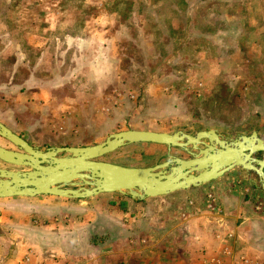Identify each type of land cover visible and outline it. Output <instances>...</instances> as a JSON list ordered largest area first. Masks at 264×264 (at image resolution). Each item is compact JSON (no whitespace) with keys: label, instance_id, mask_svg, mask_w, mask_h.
<instances>
[{"label":"rangeland","instance_id":"obj_1","mask_svg":"<svg viewBox=\"0 0 264 264\" xmlns=\"http://www.w3.org/2000/svg\"><path fill=\"white\" fill-rule=\"evenodd\" d=\"M121 1L0 0V124L39 151L91 146L125 130L264 137V28L260 20L244 24L252 8L262 10L261 0H217L229 14L208 20L206 29L159 5L151 24L158 30L140 18L138 5ZM0 147L18 152L1 137ZM169 156L189 158L177 148L135 143L98 160L151 167ZM0 169L21 170L1 161ZM207 186L196 188L191 206L186 199L188 207L165 206L176 194L137 201L104 193L71 206L54 196L37 198L41 204L2 198L0 264H11L14 253L13 264H91L89 254L107 249L123 252L112 264H138L135 254L146 249L151 255H140V264H167L157 258L164 247L146 240H163L182 211L211 208ZM105 221L110 229L101 234ZM221 254L224 264H248Z\"/></svg>","mask_w":264,"mask_h":264},{"label":"water","instance_id":"obj_2","mask_svg":"<svg viewBox=\"0 0 264 264\" xmlns=\"http://www.w3.org/2000/svg\"><path fill=\"white\" fill-rule=\"evenodd\" d=\"M0 137L18 149L17 152L0 147V161L21 169H0V199L36 196L85 199L118 193L144 200L199 187L234 168L253 174L264 192V137L253 131L225 139L211 129L193 135L125 130L112 133L95 145L44 151L32 148L2 124ZM135 143L177 148L189 158L169 156L151 167H124L98 160Z\"/></svg>","mask_w":264,"mask_h":264},{"label":"crops","instance_id":"obj_3","mask_svg":"<svg viewBox=\"0 0 264 264\" xmlns=\"http://www.w3.org/2000/svg\"><path fill=\"white\" fill-rule=\"evenodd\" d=\"M244 1H248L252 5L255 0ZM129 2L140 7V10L137 11L140 18L149 22L150 27H154L156 30H158L157 27L155 25L151 26V24H154L153 21L156 20V15L159 13L157 11L159 5L162 8L165 7V9L172 8L177 13V17L178 15H181L185 19L193 17L195 19L193 24L198 25L199 22L203 29L209 28L210 23L207 22L208 20H212L216 16H223L225 14L224 12H226L224 11L226 4L224 2H218L217 0H122L121 4L127 5ZM260 3L264 5V0H261ZM192 4L194 6L196 4L193 10L191 7ZM215 5H223V7H213ZM261 9L260 12H257V10L255 11L252 8L244 24L246 25L248 23L251 27L252 25L257 26L260 20L259 28L263 30L264 6ZM202 10H205L206 14H209L205 21L201 17L204 14ZM189 12L191 13L188 16ZM120 16L122 17V15ZM229 16L231 19H239L237 15ZM121 17L120 19L123 18ZM241 22V20L237 21V23ZM189 26L190 24L185 25L184 29L189 28ZM178 46H181V42L178 43ZM206 184L208 186L203 190V193L207 191V194L213 197L211 208H208V206L205 207L202 204L201 208L198 207L195 210L187 209V211H182L180 213L181 217L176 218L179 221L170 222L166 226V230L163 233V240L156 237L146 240V244L152 245L153 240L155 245L163 246L166 250L164 253H160L161 256L158 257L151 250L152 254L158 260L162 259L166 261L167 264H216L217 261L224 259L221 250L225 249L230 254V258L240 257L247 261L248 264H253L259 260L261 261L264 257V192L258 187L256 177L251 173L234 168ZM196 188L198 187L171 193L176 195L171 197V202L165 206L167 207L169 204L173 206L174 202L181 201V203L183 202V207H188L189 205H187L186 199H189L191 206L193 197L198 196V192H201ZM39 197L46 196H36L28 199L34 200L33 202L37 204H41L37 200ZM202 199L204 200L205 198L203 197ZM84 200L88 199H64V201L68 202V206L72 205L70 203L71 201L82 202ZM84 206L88 208L89 205L87 206L85 203ZM107 222L105 221L106 224L104 223L103 226L99 227L101 234H107L109 231L110 225ZM142 234L143 231L136 233L138 240L142 238ZM91 243L94 244V242ZM149 251L146 249L145 252L139 251L140 253L135 254L137 258L135 260L138 261V264L144 260L139 256L145 255L148 258L151 255ZM117 252L123 253L120 249H117ZM113 253L114 249H107L106 252H102L101 254L91 253L88 255V263L112 264L109 262L110 259L121 260L118 253H116L117 255ZM17 255V253H14L10 258L9 262L11 264L14 263V260L19 259V255ZM221 263L224 264V261H221Z\"/></svg>","mask_w":264,"mask_h":264},{"label":"built area","instance_id":"obj_4","mask_svg":"<svg viewBox=\"0 0 264 264\" xmlns=\"http://www.w3.org/2000/svg\"><path fill=\"white\" fill-rule=\"evenodd\" d=\"M63 264H66V263H63Z\"/></svg>","mask_w":264,"mask_h":264},{"label":"bare ground","instance_id":"obj_5","mask_svg":"<svg viewBox=\"0 0 264 264\" xmlns=\"http://www.w3.org/2000/svg\"><path fill=\"white\" fill-rule=\"evenodd\" d=\"M7 150V149H6Z\"/></svg>","mask_w":264,"mask_h":264},{"label":"trees","instance_id":"obj_6","mask_svg":"<svg viewBox=\"0 0 264 264\" xmlns=\"http://www.w3.org/2000/svg\"><path fill=\"white\" fill-rule=\"evenodd\" d=\"M156 34V33H155Z\"/></svg>","mask_w":264,"mask_h":264}]
</instances>
